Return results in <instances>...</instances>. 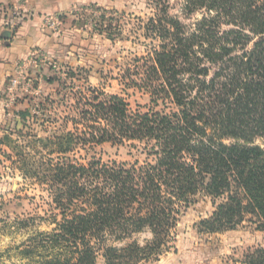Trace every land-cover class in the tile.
Wrapping results in <instances>:
<instances>
[{
	"label": "trees",
	"instance_id": "1",
	"mask_svg": "<svg viewBox=\"0 0 264 264\" xmlns=\"http://www.w3.org/2000/svg\"><path fill=\"white\" fill-rule=\"evenodd\" d=\"M149 1L143 29L155 44L122 75L127 88L148 94L147 111L88 80L77 83L75 70L70 85L50 77L56 89L36 97L47 134L20 130L25 140L9 159L50 198L38 218L53 228L16 247L14 264H154L174 248L180 218L199 194L215 210L198 232L246 221L264 232V0ZM172 1L181 2L184 20L171 14ZM64 104L70 113L52 133L60 117L48 112ZM13 112L24 128L29 117L38 122L29 108ZM105 144L144 159L104 161ZM34 219L15 222L22 229ZM145 232L151 237L133 240ZM248 259L264 264V246Z\"/></svg>",
	"mask_w": 264,
	"mask_h": 264
},
{
	"label": "rangeland",
	"instance_id": "2",
	"mask_svg": "<svg viewBox=\"0 0 264 264\" xmlns=\"http://www.w3.org/2000/svg\"><path fill=\"white\" fill-rule=\"evenodd\" d=\"M62 9L46 16H59L62 23L56 33L57 41L47 52V59L38 66L39 73L31 69L25 83L15 91L5 95L7 106L3 117H0V260L2 264L19 263L15 248L28 241L36 230L50 231V225L38 216H47L50 198L41 190L36 181L24 179L17 166L12 164L9 155L16 153V144H23L25 132L31 129L33 134L43 137L47 134L40 123L43 115L39 108L37 96L55 90L57 83L50 85L48 78L60 76L68 85L72 80L67 77L70 70L78 74L79 84L88 80L92 85L108 93L123 96L132 109L147 111L150 98L144 91L127 88L122 75L132 68L135 56L146 54L154 42L147 38L144 25L153 14L149 0H57ZM30 8L26 0H0V19L7 18L19 24L22 15ZM27 12V11H26ZM170 12L184 20L182 5L172 1ZM44 19V18H43ZM41 68V70H40ZM36 69V68H35ZM11 79L9 80V84ZM9 87V85H8ZM35 96L32 102L24 96ZM69 103L71 101H68ZM18 103V104H17ZM68 103V104H69ZM69 106V105H68ZM29 108L38 122L30 121L24 128L14 114V110ZM163 108V106H160ZM49 111V115L59 122L49 131L57 132L62 125L63 117L70 111L66 104ZM54 114V115H53ZM48 117V116H47ZM71 124L68 128L71 129ZM22 130L23 135L19 133ZM19 142V143H18ZM98 156L104 161L118 160L141 161L144 156L127 146L105 144L98 150ZM215 210L210 196L199 194L184 210L174 233V248L163 255L154 264H247L248 255L257 247L264 246V232L257 231L255 225L244 222L234 230L216 234L198 232L197 225L209 217ZM35 217L30 221L32 226L20 228L15 220ZM148 232L135 235L133 240L143 242L150 238ZM128 240L127 242H129ZM99 264H104L100 259ZM140 264H153L142 262Z\"/></svg>",
	"mask_w": 264,
	"mask_h": 264
},
{
	"label": "crops",
	"instance_id": "3",
	"mask_svg": "<svg viewBox=\"0 0 264 264\" xmlns=\"http://www.w3.org/2000/svg\"><path fill=\"white\" fill-rule=\"evenodd\" d=\"M56 1L26 0L30 8L27 10L25 7L21 21L14 30L10 29L7 18L0 19V117L4 116L8 105L5 101V95H9L8 82L15 75L18 64L36 50L46 54L57 41L56 33L42 25L45 15L62 9ZM32 71L39 73L35 68Z\"/></svg>",
	"mask_w": 264,
	"mask_h": 264
},
{
	"label": "built area",
	"instance_id": "4",
	"mask_svg": "<svg viewBox=\"0 0 264 264\" xmlns=\"http://www.w3.org/2000/svg\"><path fill=\"white\" fill-rule=\"evenodd\" d=\"M9 27L14 30L16 23L14 20L10 21ZM62 21L59 16H46L42 20V25L44 28L56 30L61 25ZM47 59V55L42 50L34 51L27 59L23 60L18 64L15 75L12 76L11 82L8 87V91H15L21 88V85L25 83L27 73L33 68L38 69V66H42V63ZM41 70V68H40Z\"/></svg>",
	"mask_w": 264,
	"mask_h": 264
}]
</instances>
